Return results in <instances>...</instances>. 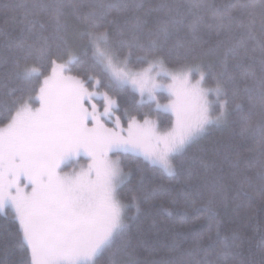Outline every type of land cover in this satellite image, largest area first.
Segmentation results:
<instances>
[{
  "label": "snow or ice",
  "instance_id": "1",
  "mask_svg": "<svg viewBox=\"0 0 264 264\" xmlns=\"http://www.w3.org/2000/svg\"><path fill=\"white\" fill-rule=\"evenodd\" d=\"M184 8L169 0L0 7V215L13 225L0 231V264H264V233L252 253L251 237L222 233V220L178 259L139 258L153 243L140 217L153 216L158 192L175 205L206 190L202 207L212 216L241 196L264 207V0L258 10L245 0H187ZM220 48L224 57L214 58ZM238 48L243 87L227 60ZM129 89L139 100L128 102ZM257 100L256 120H233ZM226 125L237 126L227 145L201 144ZM257 138L258 155L242 159ZM128 153L142 162H127ZM142 164L170 182L126 195L134 173L143 181ZM177 212L183 227L188 213Z\"/></svg>",
  "mask_w": 264,
  "mask_h": 264
},
{
  "label": "trees",
  "instance_id": "2",
  "mask_svg": "<svg viewBox=\"0 0 264 264\" xmlns=\"http://www.w3.org/2000/svg\"><path fill=\"white\" fill-rule=\"evenodd\" d=\"M19 0H0V7L3 4H9L13 8H16ZM149 3L153 5L156 3V0H148ZM170 3L178 2L183 3L186 10L187 0H169ZM206 2H213L216 4H221L223 0H206ZM246 3L250 5H255L257 10L259 9V0H245ZM115 14V13H113ZM257 20L259 18L257 17ZM6 23V19L3 15H0V27H3ZM259 37V33H257ZM247 40V37H245ZM210 44H215V38H213ZM249 49L255 48L256 53H259V46L255 41H248ZM5 49L0 46V53H3ZM243 49L238 48L235 52L227 54L229 71L237 78V81L240 83V87H243L242 77L244 75V69L241 67H236L237 57ZM251 51L249 55H253ZM225 55L224 49L220 48L216 51L214 58H223ZM259 61L256 62L255 68L257 71L260 70ZM125 97L128 102H132V98L135 96L136 100H139V96L129 89L126 92ZM143 110V109H142ZM260 113L259 102H256V108L249 112L247 104L243 110H237L233 115L234 121H239L241 118L248 120H256ZM167 123V121H165ZM235 125H226L219 128L213 129L211 135L206 137L205 140L201 141V144L204 145L210 139H219L223 142L224 145H227L229 138L233 135L236 130ZM260 147L259 138L256 140L248 141L240 149V156L242 159H246L251 155H258ZM127 162L129 163H138L142 162V158L136 157L132 154H126L124 156ZM145 168L143 173V181H141V174L134 173L131 183L125 185L123 192L126 195H131L133 192L142 193L148 191L152 188L157 187L160 183H168L171 178L166 174H163L158 168H154L151 165L142 164ZM255 164H253L252 169L255 170ZM233 171L228 165H225L224 175L228 176L229 173ZM196 183H201L197 181ZM251 191V190H249ZM209 196L208 191H201L199 195L193 192L191 200L189 203L185 204L184 201H181L178 204H171L166 195L157 193L155 196L156 206L153 212V216L145 217L141 216L140 221L144 227L145 232H147L153 241L150 246V251H142L139 255L141 260L145 259H154L159 260L161 258H167L170 260H175L179 258V252L183 248H187L191 245L195 239L196 234L208 235L210 232H214L217 224V220H222L221 232L228 233L232 230H235L242 235L251 237V249L252 253H255L256 246L261 242V233H264V207L260 206V199L256 196L253 199H250L248 196H241L237 207L235 204L229 203L227 210L221 209L218 216H212L208 213L202 205L207 201ZM184 208L188 213V222L181 227V215L177 212V209ZM165 209L172 211V215L169 216ZM254 217V220L250 219ZM155 221L159 224L163 222V226L166 227L167 231L156 230L152 226V221ZM194 223V227H192ZM4 228L13 230V225L11 221H5L4 217L0 218V231ZM249 245H245L244 257L251 258V253L249 252ZM4 249L3 245H0V259H4ZM9 260H18L19 254L11 255L7 257Z\"/></svg>",
  "mask_w": 264,
  "mask_h": 264
},
{
  "label": "rangeland",
  "instance_id": "3",
  "mask_svg": "<svg viewBox=\"0 0 264 264\" xmlns=\"http://www.w3.org/2000/svg\"><path fill=\"white\" fill-rule=\"evenodd\" d=\"M74 74V73H73ZM166 95V94H165ZM99 102H101L102 103V101H99ZM167 101L166 100H163L162 101V103H166ZM147 109H143V111H146ZM128 154H131V153H128ZM133 155V154H132ZM140 158H142V157H140ZM81 159H83V158H81ZM3 215H0V218L2 217Z\"/></svg>",
  "mask_w": 264,
  "mask_h": 264
}]
</instances>
